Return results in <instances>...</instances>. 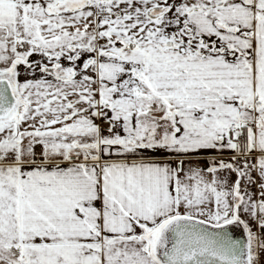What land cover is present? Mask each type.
<instances>
[{"label": "snow or ice", "instance_id": "6c2138e0", "mask_svg": "<svg viewBox=\"0 0 264 264\" xmlns=\"http://www.w3.org/2000/svg\"><path fill=\"white\" fill-rule=\"evenodd\" d=\"M0 264H264V0H0Z\"/></svg>", "mask_w": 264, "mask_h": 264}]
</instances>
